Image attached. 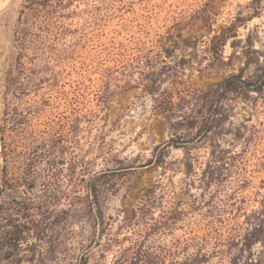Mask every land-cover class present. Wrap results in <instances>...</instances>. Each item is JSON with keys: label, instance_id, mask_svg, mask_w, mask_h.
Wrapping results in <instances>:
<instances>
[{"label": "rangeland", "instance_id": "obj_1", "mask_svg": "<svg viewBox=\"0 0 264 264\" xmlns=\"http://www.w3.org/2000/svg\"><path fill=\"white\" fill-rule=\"evenodd\" d=\"M22 3L0 0V121L3 79L16 55L14 30L32 18L29 9L20 13ZM65 10L61 22L69 31L51 49L55 72L44 73L53 83L56 112L77 116L71 132L79 161L75 194H85L87 181L99 177L112 225L100 243L91 241L85 200L78 201L70 217L75 237L54 264H113L124 247L140 241L166 264L190 256L197 259L189 264H230L232 256L242 263L248 254L240 250L244 214L264 198V178L253 164L264 156H248L247 172L227 164L210 183L203 170L214 142L229 144L231 126L254 124L264 137L263 95L228 101L229 119L200 141H190L194 131L174 120L195 115L201 93L237 73L249 55L245 74L262 61L264 0H71ZM232 21L239 24L235 36L222 59H214L210 37ZM57 92L70 102L55 100ZM147 190L155 192L153 202Z\"/></svg>", "mask_w": 264, "mask_h": 264}, {"label": "trees", "instance_id": "obj_2", "mask_svg": "<svg viewBox=\"0 0 264 264\" xmlns=\"http://www.w3.org/2000/svg\"><path fill=\"white\" fill-rule=\"evenodd\" d=\"M70 1L23 0L20 13L29 9L32 18L14 30L15 61L5 72L1 95L0 264H54L56 253L65 249L68 240L75 237L70 217L78 201L85 200L82 216L91 228V241L96 238L100 243L98 239L111 229L110 217L100 200L99 177L87 181L85 194H75L79 161L72 149L71 132L77 116L56 112L57 106L52 102L53 89L50 88L53 83L50 75L44 73L55 72L51 49L69 31L61 18L68 16L65 9ZM18 20H21L20 16ZM238 25L232 21L220 33L210 37L209 50L214 59H222L223 47L235 36ZM249 58L237 73L229 74L201 93L195 115L175 118L177 124L183 123L194 131L190 141H200L223 126L230 116L228 101L244 99L250 92L263 95L264 100V55L254 70L245 74ZM145 69L147 67L141 68L140 72ZM115 71L114 68L109 70ZM54 98L70 102L63 92H57ZM226 134L231 135L229 144L223 145L222 141L216 140L211 146L203 170V173H210L209 183L217 177L219 180L227 164L238 169L233 172H247L248 156L258 153L264 156V137L254 124L231 126ZM172 143L175 147H184L176 140ZM226 159L232 161L227 163ZM162 162L160 155L156 165ZM253 165L264 178V162ZM147 192L149 201L153 202L155 192ZM259 203L250 214H244L242 221L244 232L240 250L248 251L246 260L241 263L232 256L230 264H264V198ZM148 206L149 203L145 207ZM154 220L156 225L161 224ZM256 244L262 246L259 253L252 250ZM196 259L190 256L182 262L172 260L169 264H189ZM78 264H88V260L80 259ZM113 264L166 262L161 253L140 241L124 247Z\"/></svg>", "mask_w": 264, "mask_h": 264}]
</instances>
